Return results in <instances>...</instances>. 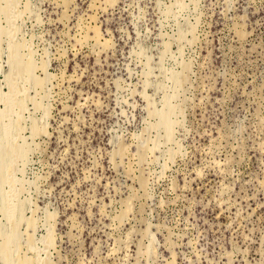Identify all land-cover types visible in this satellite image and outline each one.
<instances>
[{
    "label": "rangeland",
    "instance_id": "1",
    "mask_svg": "<svg viewBox=\"0 0 264 264\" xmlns=\"http://www.w3.org/2000/svg\"><path fill=\"white\" fill-rule=\"evenodd\" d=\"M0 264H264V0H0Z\"/></svg>",
    "mask_w": 264,
    "mask_h": 264
},
{
    "label": "bare ground",
    "instance_id": "2",
    "mask_svg": "<svg viewBox=\"0 0 264 264\" xmlns=\"http://www.w3.org/2000/svg\"><path fill=\"white\" fill-rule=\"evenodd\" d=\"M19 107V106H18ZM18 110H19V108H18ZM18 112V111H17ZM19 218V217H18ZM12 231V230H11Z\"/></svg>",
    "mask_w": 264,
    "mask_h": 264
}]
</instances>
